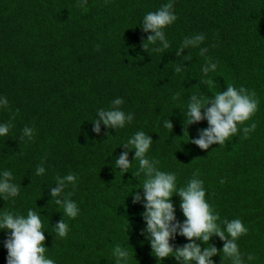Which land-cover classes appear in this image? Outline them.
Returning a JSON list of instances; mask_svg holds the SVG:
<instances>
[{
  "label": "trees",
  "instance_id": "trees-1",
  "mask_svg": "<svg viewBox=\"0 0 264 264\" xmlns=\"http://www.w3.org/2000/svg\"><path fill=\"white\" fill-rule=\"evenodd\" d=\"M166 2L88 0L80 8L76 0H0V94L9 100L0 109V122L14 125L0 137V169H11L21 185L14 200L0 199V210L41 213L46 255L57 264H114L110 249L116 244L131 249L130 264H179L174 256L159 261L152 254L141 234L143 204L134 202L135 192L143 193L136 187L140 181L113 167L128 150L120 145L140 130L153 139L148 155L161 170L176 172L178 185L198 171L221 228V221L239 218L249 229L237 241L244 264H264V0H175L178 19L166 29L172 46L165 53L147 52L142 17ZM199 32L206 34L204 46L218 62L209 77L200 72L204 58L197 49L176 54L185 36ZM187 55L191 59L184 60ZM177 63L185 68L182 73L174 72ZM229 83L260 99L258 111L245 122H255L256 130L247 138L241 130L225 145L201 149L191 140L208 123L185 126L188 99L211 97ZM116 97L124 99L125 112L134 113L132 123L117 131L101 125L95 133L97 109L111 107ZM168 119L172 129L164 126ZM25 125L35 129L34 140H20ZM133 156L131 150L130 162ZM41 163L47 171L37 177ZM137 167L134 162L129 171ZM69 172L80 177L75 188L65 190L80 213L64 217L70 231L59 238L51 232L63 210L50 201L49 188L55 176ZM172 199L183 222L181 198ZM7 238L0 232V264H7ZM171 243L182 247L188 240L177 235ZM208 243L218 250L224 245L215 235ZM212 259L232 264L223 252Z\"/></svg>",
  "mask_w": 264,
  "mask_h": 264
},
{
  "label": "clouds",
  "instance_id": "clouds-1",
  "mask_svg": "<svg viewBox=\"0 0 264 264\" xmlns=\"http://www.w3.org/2000/svg\"><path fill=\"white\" fill-rule=\"evenodd\" d=\"M76 3L78 7L86 8L88 0H76ZM174 4L175 0H167L158 9L149 11L142 17L140 24L142 30L149 33L142 44L147 52L150 48L153 53H165L172 46L166 29L178 19ZM206 39L203 32L185 36L176 50L179 56L185 49H197L199 56L204 58L200 68L203 77H209V74L215 73L218 68V62L209 55V47L204 46ZM189 59L191 57L188 55L184 57V60ZM184 69L182 64L177 63L174 72L182 73ZM207 82L211 83L210 79ZM178 98L179 94H176L172 99L175 101ZM188 101L183 111L185 126L202 120L208 123L206 128L200 130L199 136L191 140L201 149L206 150L216 143L225 145L226 141H230V138L241 130L245 138L256 130L255 122L251 124L245 122L252 119L258 111L260 99L255 91L243 85L237 87L229 83L225 90L217 91L211 97L192 94ZM124 103L122 97H116L112 100L111 107L97 109L96 117L92 121L93 131L99 134L101 125L117 131L131 124L134 113L125 112L121 107ZM8 105V98L0 94V109H5ZM240 125H244L242 129ZM164 126L172 129L171 121L169 119L165 121ZM13 127L11 121L0 122V137L7 136ZM34 138L35 129L25 125L21 130L20 140L29 142ZM120 146L128 150L121 152L114 159L113 167L119 169L122 175L131 172L140 181L136 187L142 188L143 193L136 191L134 202L142 203L144 207L142 218L145 227L141 234L146 237L152 254L159 261L174 256L179 264H215L212 257L223 252L232 264H244L237 241L242 235H246L249 229L239 218L221 221L224 225L221 228L218 223L220 215L206 199L207 189L198 171L186 183L178 185L177 173L161 170L159 161L148 155L153 146V139L143 130L129 136ZM131 150H134L132 162L129 160ZM134 162L138 167L135 171H129ZM46 171L44 164L41 163L36 167L34 175L40 177L45 175ZM54 179L55 186L49 188L50 201H54L55 205L63 210V219L52 226L54 232L51 233H55L59 238H65L69 234L70 225L64 217L75 219L80 213L78 203L71 199L72 193L65 190L69 185L75 188L80 177L75 172H69L62 176L57 175ZM221 183H224L223 178ZM20 191L21 185L15 182L13 171L7 168L0 169V199L14 200L20 195ZM174 195L181 198L180 209L185 217L183 222L177 220L172 199ZM41 217V213L31 208L26 214L0 210V232L8 234L4 243L8 253L7 264H57L55 259L46 255L49 248L44 244L46 231L43 230ZM177 235L185 237L188 243L182 247H175L171 241ZM214 235L224 241L222 250L208 243ZM197 241L207 246L202 249ZM110 256L114 264H130L132 260L131 249L127 245L116 244L110 249ZM252 259V256H248V260Z\"/></svg>",
  "mask_w": 264,
  "mask_h": 264
}]
</instances>
